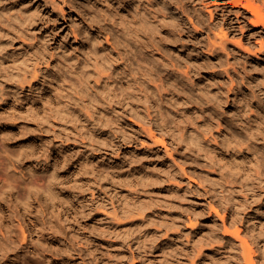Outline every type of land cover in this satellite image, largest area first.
Listing matches in <instances>:
<instances>
[{
  "label": "rangeland",
  "instance_id": "rangeland-1",
  "mask_svg": "<svg viewBox=\"0 0 264 264\" xmlns=\"http://www.w3.org/2000/svg\"><path fill=\"white\" fill-rule=\"evenodd\" d=\"M39 1L25 3L37 14L33 39L7 37L0 51V226L6 233L0 246L15 247L11 263L242 264L236 229L254 247L255 260L264 255V112L254 132L241 130L264 87L257 81L264 55H254L263 38L250 34L260 31L249 30L253 15L240 17L247 20L244 32H229L249 50L230 41L226 55L210 38L216 40L223 17H238L213 0H67L72 6H63L64 14L62 0L53 7ZM137 41L158 45L157 60ZM102 45L100 59L120 64L109 83L90 66H72ZM43 51L48 65L37 64ZM235 58L241 69L236 76L231 71L233 85L224 70ZM140 62L155 67L149 76L163 84L157 94L149 77L143 83L142 71L151 70ZM35 65L39 77L29 87L21 79L31 78ZM144 88L162 107L164 125L153 115L140 117L153 104ZM61 98L80 108L60 112ZM221 120L251 137L248 146L239 151L225 143L216 131ZM143 126L165 140L173 158L163 147L149 148ZM192 128L202 148L180 141V131L188 137ZM54 205L68 213L58 215ZM135 208L143 209V220L124 218Z\"/></svg>",
  "mask_w": 264,
  "mask_h": 264
},
{
  "label": "bare ground",
  "instance_id": "bare-ground-1",
  "mask_svg": "<svg viewBox=\"0 0 264 264\" xmlns=\"http://www.w3.org/2000/svg\"><path fill=\"white\" fill-rule=\"evenodd\" d=\"M26 1H28V0H0V51H2V49H4V45H5V42H4V39H7V37L10 39V38H12V36H13V39H15L16 37H19V38H21L22 40L21 41H23L24 43H29V42H27L28 41V39H33V28H35V26H34V24L35 23H37V20H36V18H37V14L36 13H33L32 12V10H31V8L29 9L28 7H26V4L28 3H26ZM41 1V0H40ZM39 1V2H40ZM43 2H45V4H52L51 6L53 7V4L55 3V0H42ZM214 1V2H213ZM212 2L213 3H216L217 4V6L220 8V6H222L223 8H222V11L223 12H225L226 10H227V8H229V7H231L232 9V11L231 12H234L235 11V13H237L236 15H237V17H238V19H237V21L235 22V21H233V20H231V21H229V19L228 18H225V17H223V19H222V21L220 22V30H219V32L217 31V33L215 32V34H216V36H214V37H216V40H214L213 38H210L211 39V41L210 42H212L213 43V45H218V48L221 50V51H223V54L225 53H227L226 51L229 49L227 46H228V43L231 41L230 40V36H229V32H231V33H237L238 31H236L238 28L239 29H241L242 30V32H244L245 31V26L247 25V24H244L245 23V20H244V22H240V17L241 16H243V14H247V13H251L253 16H248V18H249V24H250V27H251V25H252V29H249V30H253V31H255L254 29H259L260 28V31H256V33L254 32L253 34L250 32V34H251V36H256V35H259L258 37H262L263 39L262 40H259L260 41V43H258L259 45H260V47H259V49L257 48V47H255V49H258L257 50V52L255 51V56H256V58H260V56H262V55H264V11H263V7H264V0H213ZM30 2V1H29ZM32 2V1H31ZM30 2V3H31ZM58 2V1H57ZM70 2V1H69ZM67 0H62V3H60L59 2V8L62 10V12L64 11L65 12V9H64V7L63 6H68V3H69ZM26 3V4H25ZM29 3V4H30ZM121 3V2H120ZM40 4V3H39ZM38 4V5H39ZM57 4V3H56ZM58 5V4H57ZM28 6V5H27ZM31 6V5H30ZM40 6V5H39ZM69 6H72L71 5V2H70V4H69ZM121 7V6H120ZM217 7V8H218ZM72 8V7H71ZM127 8V7H126ZM216 8V9H217ZM220 10V9H219ZM229 10H230V8H229ZM64 12H63V14H64ZM124 12V11H123ZM222 12V13H223ZM125 13V12H124ZM210 13V12H209ZM210 14H212V11H211V13ZM220 14V13H219ZM233 14V13H232ZM120 15H123V13H121ZM124 16V15H123ZM233 16V15H232ZM231 16V17H232ZM222 17V16H221ZM235 17V16H234ZM126 18H127V15H126ZM36 20V21H35ZM129 21V20H128ZM242 21H243V19H242ZM247 21V20H246ZM129 22H131V21H129ZM128 22V23H129ZM237 23V24H236ZM243 23V25H241ZM124 24V23H123ZM230 24V27H227L226 28V26L227 25H229ZM126 26V25H125ZM128 26V25H127ZM249 27V26H248ZM247 27V28H248ZM125 28V27H124ZM128 28V27H127ZM130 28V27H129ZM262 28V29H261ZM104 29V28H103ZM126 29V28H125ZM125 29H124V32H125ZM129 30V29H128ZM106 34V33H105ZM249 35V34H248ZM16 36V37H15ZM105 36V35H104ZM106 36H107V34H106ZM242 36V35H241ZM248 37H250V35L248 36ZM103 39V38H102ZM105 39V41H107L108 43H110V37L109 36H107L106 38H104ZM214 41H213V40ZM261 39V38H260ZM255 40H258V39H255ZM13 41H15V40H13ZM12 41V42H13ZM22 42V43H23ZM112 42V41H111ZM138 43H140V48H144V50H146V49H150V50H147L148 51V53H151L152 55V57L154 58V59H156V58H158V56L156 57V55H155V53H154V51L156 50V48H157V46H156V48H155V45H153L152 44V42H149L148 43V41L147 42H139V41H137ZM232 43H234L235 45L237 44L238 46L240 45L242 48H243V46H244V44H242V41H239V40H232L231 41ZM254 42V41H253ZM258 42V41H257ZM137 43V44H138ZM211 43V44H212ZM251 43V42H250ZM106 44V43H105ZM111 44V43H110ZM255 44V43H254ZM28 45H30V47H33L34 45H31V44H28ZM139 45V44H138ZM105 46V45H104ZM103 45H102V48H99V47H94V49L93 50H91L90 51V55L87 57V58H85L84 60H82V59H79V60H77V61H73L72 62V66L73 67H83V66H87V67H92L93 69H95L96 70V73H97V75H98V78L99 79H102V80H105V83H109V79H110V75H111V73H110V70L112 69V70H115V69H118L119 67H120V64H118L117 62H116V60L117 59H114L113 57H110V56H108L107 58H105V59H103V60H101L100 59V52H101V50L102 49H104L103 47H104ZM113 46V45H112ZM214 46V47H215ZM35 47V46H34ZM111 47V46H110ZM237 47V46H236ZM254 47V46H253ZM106 48V47H105ZM160 48V47H159ZM228 48V49H227ZM232 48H233V46H232ZM239 48V47H238ZM244 48L246 49L245 51L247 52V49L249 50V48H247L246 46H244ZM131 49V48H130ZM158 49V48H157ZM218 49V50H219ZM227 49V50H226ZM241 49V48H240ZM128 50V49H127ZM143 50V49H142ZM233 50H234V48H233ZM125 51V50H124ZM158 51H161L160 49L158 50ZM251 51V50H250ZM235 52H237L236 50H235ZM249 52V51H248ZM251 52H253V51H251ZM105 53V51L103 50V54ZM118 53V52H117ZM162 53V52H161ZM232 53V52H231ZM234 53V52H233ZM244 53V55H245V52H243ZM223 54L221 55V58L222 59H225V60H228V59H226V58H223L222 56H223ZM228 54V53H227ZM226 54V55H227ZM120 55H121V53H120ZM225 55V56H226ZM229 55H231L230 54V52H229ZM228 55V56H229ZM243 55V54H242ZM247 55H249V54H247ZM246 55V56H247ZM251 55V54H250ZM161 57H162V55H160ZM160 56H159V58H160ZM233 56V55H232ZM156 57V58H155ZM240 57V56H239ZM0 58L2 59L3 58V55H0ZM37 64H39V62L41 61L42 63H46L47 65H48V62L50 61V59H48L47 57H46V51H43L42 53H38L37 54ZM35 58V59H36ZM241 58V57H240ZM239 58V59H240ZM34 59V60H35ZM236 59V58H235ZM157 60V59H156ZM231 60H234V59H231ZM255 60H257V59H255ZM224 61V60H223ZM229 61V60H228ZM227 61V62H228ZM239 61V60H238ZM221 62V61H220ZM225 62V61H224ZM224 62H221V64H223ZM227 62H226V64H227ZM237 59H236V61L233 63V66H232V68H230L231 66H229V69H227L225 66L226 65H223V67L224 68H226L225 70H224V72L225 73H228L229 75H232V76H229L230 78L232 77V79H231V81L234 79L233 77V74L231 73V71H233V73H234V75L236 76V75H238L239 73H240V67H239V65H241V63H239V62H237ZM141 63V65L144 67V68H147L149 65H147V64H145V63H143V62H140ZM230 64H231V61L229 62ZM239 63V64H238ZM127 64H129L128 62H127V59L126 58H123V62H122V67L124 68V70H126V68H127ZM229 64V65H230ZM151 68H147V69H149V71L151 72H149V73H147L148 72V70H147V72H145V71H142L143 73H142V79H143V83L148 79V77L150 78V76H149V74H152V73H155V67H153V66H150ZM228 67V66H227ZM256 67H258V65L256 66ZM223 68V69H224ZM243 68V67H242ZM246 68H245V66H244V70H245ZM39 70L40 69H38L37 67H36V65H35V68H34V70L32 71V75H31V78H28V76L27 75H24L23 77H22V79H21V81H27L28 82V86L30 87L31 86V83L33 82V78H37V77H39V74H38V72H39ZM152 70H153V72H152ZM171 70V69H170ZM174 70V69H173ZM247 73H244V75H242V76H240L241 77V80H242V83L244 84V85H248L250 82H251V76H249V75H246ZM153 75V74H152ZM227 75V74H226ZM156 76V75H155ZM154 76V77H155ZM153 76H151V80L150 81H153L152 82V85H153V88H154V90H155V92H156V94H157V91H160V90H162L163 88H162V86L161 85H163V84H161V85H159L158 86V84H156L155 83V80H153V78H154ZM158 77V76H157ZM165 79V78H164ZM236 79H238V78H236ZM166 80V79H165ZM258 80H262V82H264V72L261 74V75H258V77H257V81ZM158 81V80H157ZM160 81V80H159ZM86 82V81H85ZM162 82V81H161ZM164 82V81H163ZM234 81H232V83H233ZM236 82V81H235ZM159 83V82H158ZM43 84V83H42ZM235 83H233V85H234ZM166 85V84H165ZM165 85H164V87H165ZM236 85V84H235ZM160 86H161V89H160ZM230 86H232V85H230ZM237 88V86H233V87H231V89H230V87H229V91L231 92V91H233V93H234V95H236L237 96V93H236V90L238 89H236ZM3 90V88L1 89V91ZM80 91H82V89H80ZM264 87H262L261 89H260V93H262L263 94V97L261 96L262 94H259V99H258V102H257V109L256 110H254V112H253V115H252V117L250 118V120H248V121H246L245 122V124L244 125H242V128H241V130H243L244 132H246V133H252V132H254V129L256 128V124H258V123H260V121H261V118H262V114H263V112H264ZM78 92V91H77ZM146 92V89L144 88V99L146 100V101H148L150 104H152V105H148L147 107L146 106H144L145 108H141L140 109V117L142 116H144V115H146L147 114V116H150V117H152L151 115H153V117H152V119H155V121H156V124L157 125H164V118H163V112H162V107L161 106H158L157 107V105H159V104H157V103H155V102H150L148 99H149V97H148V95L145 93ZM241 96H242V94H241ZM235 98V97H234ZM73 99V98H72ZM79 99V98H78ZM75 103V102H74ZM79 103V102H78ZM80 104V103H79ZM82 104V103H81ZM83 104H84V102H83ZM153 105H155V106H153ZM83 106V105H82ZM57 107H58V109H59V111L60 112H63L64 110H69V109H71V108H74V110L75 109H78V108H80L79 106H78V108H75V105L73 106L72 105V100L71 99H69V98H67V99H62L61 98V100L58 102V105H57ZM89 107V106H88ZM155 108L156 107V109L157 110H153V111H150V109L151 108ZM143 109H145V110H143ZM152 110V109H151ZM145 113V114H144ZM144 114V115H143ZM253 116H254V118H253ZM253 118V119H252ZM225 121V120H224ZM223 120H221V121H219V124L217 125L218 127L216 128L217 130V132H218V136H220L222 139H223V141L225 142V143H228V144H232L234 147H236L237 149L239 148V151H242L241 149H243V147H246V146H248V144L250 143V140H251V137H249L248 135L247 136H244V137H242V136H238L236 133H234V132H232V130H233V128H231V127H228V124L226 123V122H224ZM144 127V126H143ZM146 127V126H145ZM144 127V130H145V132H147L148 134H149V138L150 139H152V144L151 145H153V146H149V148H152V149H158L159 147H163L164 148V150H167L166 151V153L169 155V157H171V158H173V153L168 149L169 147H168V145H167V143L165 142V140L164 139H161V138H157L158 136H156V134L154 133V131H153V128H150V127H148V129L147 128H145ZM193 129V128H192ZM191 129V130H192ZM195 129L197 130V132H199L198 131V128H196L195 127ZM181 130V129H180ZM184 130V129H183ZM183 130H181L180 132V134L178 135V133L177 132H175V133H177V134H175V135H178L179 136V138H180V141H183V142H185L186 144H192L193 146H197L198 148H202L203 147V145L201 144V142H203V141H201V137H199V135L200 134H202V133H200L199 135L198 134H196L195 133V130L192 132L191 131V135L190 136H188L187 137V133L185 132H183ZM3 132H5V130H2ZM184 131H186V130H184ZM201 131V130H200ZM202 132V131H201ZM196 135H198V136H196ZM204 135V134H203ZM152 137V138H151ZM190 141H189V140ZM222 141V142H223ZM63 143V142H62ZM203 144H205V143H203ZM149 145V144H148ZM45 159L46 158H48V154H45V157H44ZM47 162V161H46ZM29 197H31V196H29ZM48 197H50V198H54V197H56V195L55 194H51V195H49ZM55 206V205H54ZM116 208V207H115ZM55 209H56V211H57V214L58 215H60L61 213H68V210L69 209H66L65 207H62L61 205H57V206H55ZM115 210H117V209H115ZM215 213L217 214V215H220V212H219V210H215ZM124 218L126 217V218H130L131 220V222H134V221H137V220H143L144 219V211H143V209L142 208H135V209H132V210H126L124 213ZM25 223V222H24ZM22 224V223H21ZM23 230V229H22ZM4 231V229L2 228V226H0V235L2 236V237H5L6 236V233H4L3 232ZM57 231V230H56ZM25 234V233H24ZM23 234V235H24ZM232 236L233 237H235L236 239H237V241H238V247H240L241 248V252H242V256L244 257H242V259H244V261H242L243 263L242 264H257V262L258 263H260V264H262V263H264V255H261L260 257H258L256 260H255V257L256 256H254V253H255V249H254V247L252 246H250V244H249V241H247L244 237H242L241 236V232H240V230L239 229H236V230H234V231H232ZM6 238V237H5ZM24 239H25V236H24ZM23 239V240H24ZM26 240V239H25ZM23 242H25V241H23ZM21 243V242H20ZM26 245V244H25ZM21 249V248H20ZM15 250V247L13 246V245H7V244H1V246H0V264H14V263H11L12 261H14V259H12L10 256H9V252L10 251H14ZM24 250H25V248H24ZM40 252V251H39ZM22 253H24V252H22ZM21 253V254H22ZM19 254V253H18ZM25 254V253H24ZM263 254H264V249H263ZM26 255V254H25ZM13 256V255H12ZM18 256V255H17ZM21 256V255H20ZM14 258V257H13ZM23 259V258H22ZM3 260H5V262L3 261ZM21 260V259H20ZM21 262V261H20Z\"/></svg>",
  "mask_w": 264,
  "mask_h": 264
}]
</instances>
